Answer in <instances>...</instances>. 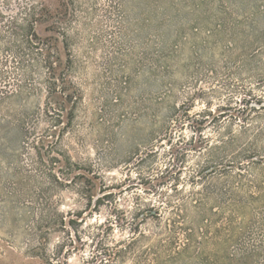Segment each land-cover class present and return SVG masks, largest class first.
<instances>
[{"label": "rangeland", "instance_id": "374dc122", "mask_svg": "<svg viewBox=\"0 0 264 264\" xmlns=\"http://www.w3.org/2000/svg\"><path fill=\"white\" fill-rule=\"evenodd\" d=\"M0 264H264V0H0Z\"/></svg>", "mask_w": 264, "mask_h": 264}, {"label": "trees", "instance_id": "16d2710c", "mask_svg": "<svg viewBox=\"0 0 264 264\" xmlns=\"http://www.w3.org/2000/svg\"><path fill=\"white\" fill-rule=\"evenodd\" d=\"M45 63L47 64V67L51 73V76L49 78L50 80H52V85L55 86V67L52 64L51 56H48L47 59H45ZM46 218L48 226L62 225L65 221V218H61V216L58 213H55L54 211H49L46 215Z\"/></svg>", "mask_w": 264, "mask_h": 264}]
</instances>
